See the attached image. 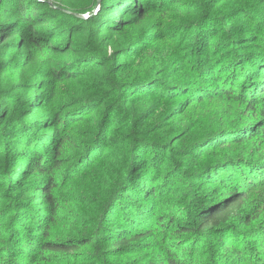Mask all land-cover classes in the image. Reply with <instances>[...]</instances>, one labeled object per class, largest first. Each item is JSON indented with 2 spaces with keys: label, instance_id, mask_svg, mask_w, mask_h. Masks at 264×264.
<instances>
[{
  "label": "rangeland",
  "instance_id": "rangeland-1",
  "mask_svg": "<svg viewBox=\"0 0 264 264\" xmlns=\"http://www.w3.org/2000/svg\"><path fill=\"white\" fill-rule=\"evenodd\" d=\"M38 1L48 6L50 15L56 12L59 16L57 20L51 16L46 18L45 30L51 29L53 36L43 44L60 48L43 55L30 44L22 51L19 36L0 46V143H6L7 148L0 144V154H3L0 156V199L4 206L13 205V210L6 215L5 229L17 219L23 203L30 206L26 188L20 183L12 189L7 186L8 177L18 175L23 161L16 158L21 150L24 152L19 139H24L25 134L31 139L39 137L36 133L41 127L45 136H55L57 141L67 137L68 143L60 156L68 164L59 171L68 176L56 194L57 213L62 216L58 217L54 232L77 240L102 226L103 217L109 215L104 209L122 202L121 194L127 202L128 194L138 189L148 169L162 174L178 167L180 172L188 173L197 165L203 167L207 162L243 151L246 154L242 155L252 158L262 153L257 148L262 141L252 139L248 145L233 143V147H215L212 153L202 155L203 160H196L194 145L210 148L225 140L221 133L250 126L251 115L245 108L206 96L201 91L204 84L195 77L206 65L200 63L204 49L212 56L220 50L231 58L236 53L244 54L238 47L229 46L237 31L242 38H254L256 27L263 33L264 42V0ZM175 2L178 5L173 6ZM13 31L14 28L7 35ZM201 37L210 40L204 49L198 47L197 40ZM68 48L71 51L64 55L62 52ZM219 60L217 57L211 63L217 64ZM51 68L64 78L61 84L55 80ZM50 87L52 94H46ZM200 96L201 100L195 102ZM55 114L61 115V119L55 121L52 118ZM50 119L55 126L45 128ZM3 121H10L9 125L14 128L18 124L16 129L22 134L16 133L15 137L6 134ZM57 127L61 131L55 132ZM99 151H102L100 160ZM122 153L133 166L117 188L113 185L118 179L112 180L111 172L117 170ZM171 158L174 161L167 167ZM15 169L18 170L14 174ZM189 177L188 186L196 179ZM193 193L178 194L174 203L163 208L164 212L170 217L182 212L187 214L186 205L180 201L189 199ZM39 194L36 193L37 200ZM263 233L241 231L236 244L240 245L243 257L227 262L249 264L244 261L249 252L261 259L249 258V262L264 264ZM202 236L190 245L189 261L197 257L199 247L212 244L211 238ZM158 238L162 240L164 236ZM169 239L165 238L163 246H167ZM175 239L177 235L173 234L172 241ZM136 247L139 251L131 250L122 257H105L101 264H148L161 249L155 246L153 238H146ZM179 247L175 246L174 250H181ZM84 254L88 259V253ZM198 259L199 264L227 263L214 261L208 254ZM53 261L50 264H66ZM71 264H89V261H76L73 257Z\"/></svg>",
  "mask_w": 264,
  "mask_h": 264
},
{
  "label": "trees",
  "instance_id": "trees-1",
  "mask_svg": "<svg viewBox=\"0 0 264 264\" xmlns=\"http://www.w3.org/2000/svg\"><path fill=\"white\" fill-rule=\"evenodd\" d=\"M178 1L180 0L176 2ZM176 2L173 6L178 5ZM47 7L38 0H0V46L13 36H19L22 51H26L30 44L33 45L32 49L37 48L43 55L45 52L58 50L59 46L43 44L48 37L53 36L51 29L45 30L46 18L51 16L54 20L59 19L58 13L50 15ZM137 7L142 10L139 5ZM18 22L20 24L16 27ZM13 28V34L7 35ZM90 32L91 28L88 29V33ZM238 32L240 31L234 34V38L231 37L229 46L238 47L244 54L236 53L232 58L228 57L226 52L223 53L224 50L215 52L212 56L204 49L210 44V40L204 37L197 40L200 45L198 47L204 49L200 63L204 62L206 65L195 78L204 84L201 91L203 90L206 96L226 105L238 104V107L245 108L246 113L251 115L250 126L221 133L225 140L210 148H203L204 145L201 144L194 145L197 150L195 158L202 159L203 154L212 153L215 147H233V143L248 145L252 139L262 141L257 147L259 151L262 150L261 154L256 158L245 157L242 154L246 152L243 151L217 161L212 160L203 167L197 165L194 171L188 170V173L185 170L180 172L178 167H171L174 161L171 158L170 163L166 165L171 168L165 170V173L161 174L154 169L145 171L144 180L140 181L139 187L138 183L136 184L138 189L128 194L127 202H124L125 196L121 194L122 202L118 201L116 204V200L115 207L104 209L109 215L103 217L98 232L95 228L87 237L77 240L75 237L67 238L54 232L57 219L62 216L57 213L59 207L56 194L62 187V181H67L68 176H63L59 171L68 164L61 160L60 156L68 143L67 137L63 136L61 141H57L55 136H45L44 127H41L36 133L39 137L31 139L30 135L25 134L24 139H19L24 152L21 150L16 158H22L23 161L18 167L19 170L12 171L15 174L18 170V175L15 178L8 177L7 186L12 189L20 183L26 188L30 193V206L27 207L24 203L21 205L16 214L17 219L12 221L9 229H5L4 223L7 213L13 210V205L4 206L3 200L0 199V264H50L53 260L71 264L73 257L76 261L101 264V259L105 257H122L131 250L139 251L137 244L146 238H153L155 246L161 248L160 253L148 264H199L198 257L204 258L207 254L213 256L214 261L235 262V258H242V249L236 244L240 240L237 236L241 235V231H264V42L261 38L263 33H259L256 27L254 38H242ZM68 51H71L70 48L62 53L68 55ZM217 57L220 58L219 62L211 63ZM49 70L53 72L57 83L61 84L64 79L62 75L57 73L55 68ZM52 90L50 87L46 94ZM40 91L42 90L38 92ZM201 98L202 96L196 97L195 102ZM61 117L55 114L52 118L57 121ZM53 119H50L45 128L55 126ZM3 124L6 134H11L12 137H15L16 133L22 134L19 128L16 129L18 124H15V128L9 125L10 121H3ZM59 131L61 129L57 127L55 132ZM9 141L12 143L13 140ZM0 144L7 150L6 143ZM99 152L100 160L102 151ZM123 157L124 153L117 170L111 172V179H118L113 185L117 188L126 180L133 166L132 162ZM136 168L139 170V165ZM190 175L196 179L188 186ZM131 185L129 182V186ZM184 191L188 194L195 191L192 197L180 201L186 205L188 213L168 216L169 213H165L163 208L171 205L177 195H183ZM36 193H40L38 200ZM203 233L205 236H202ZM173 234L177 235V239L172 241ZM5 235L7 239L2 238ZM160 235L164 236L162 240L158 238ZM201 236L211 238L212 244H208L206 248L199 247L195 253L197 257L189 261V247L200 240ZM165 238L171 240L165 243L167 246H163ZM175 246H180L178 249L181 250L175 251ZM180 252L184 254L180 255ZM84 253H88V259ZM246 255L247 258L243 259L249 264H252L248 261L249 258L256 261L259 259L255 253L247 252Z\"/></svg>",
  "mask_w": 264,
  "mask_h": 264
}]
</instances>
